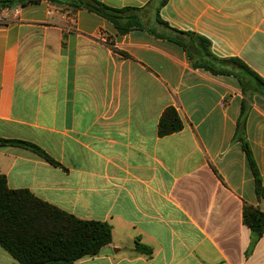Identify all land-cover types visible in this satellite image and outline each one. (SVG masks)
Returning <instances> with one entry per match:
<instances>
[{
  "label": "crops",
  "instance_id": "1",
  "mask_svg": "<svg viewBox=\"0 0 264 264\" xmlns=\"http://www.w3.org/2000/svg\"><path fill=\"white\" fill-rule=\"evenodd\" d=\"M140 7L156 21L211 42L264 78V0H100ZM159 8V11H158ZM0 9V138L38 144L56 162L0 146L10 188L83 219L106 221L112 240L72 264H264V233L251 246L244 205L264 198V95L245 96L233 74L195 67L179 43L149 29L122 34L105 17L41 0ZM183 128L160 135L167 107ZM150 251L136 249L137 243ZM0 264H20L0 245Z\"/></svg>",
  "mask_w": 264,
  "mask_h": 264
},
{
  "label": "trees",
  "instance_id": "2",
  "mask_svg": "<svg viewBox=\"0 0 264 264\" xmlns=\"http://www.w3.org/2000/svg\"><path fill=\"white\" fill-rule=\"evenodd\" d=\"M41 0H0V9L16 5H27ZM76 8L88 9L110 20L122 34L133 29H149L161 38H168L182 45L189 53L193 65L215 74H233L242 86L246 97L264 95V78L239 57L220 58L211 49L209 39L190 31H180L163 21L158 12L156 21L167 29V33L149 28L140 7H114L100 0H53ZM167 0H162L161 5ZM159 11V8H158ZM250 100L244 99L236 138L243 142L256 176L258 196L264 198V185L252 150L246 139V121ZM183 121L173 106L167 107L159 120L160 135L180 131ZM18 145L59 164L38 144L21 139L0 138V146ZM243 219L251 229V246L264 233V212L253 205L245 204ZM112 240V226L106 221L83 219L51 204L27 188L14 189L8 185L7 176L0 173V245L14 256L20 264H72L76 260L95 255ZM136 249H150L137 243Z\"/></svg>",
  "mask_w": 264,
  "mask_h": 264
},
{
  "label": "built area",
  "instance_id": "3",
  "mask_svg": "<svg viewBox=\"0 0 264 264\" xmlns=\"http://www.w3.org/2000/svg\"><path fill=\"white\" fill-rule=\"evenodd\" d=\"M10 9V7H6L4 10H9ZM3 19V17L2 16H0V20H2Z\"/></svg>",
  "mask_w": 264,
  "mask_h": 264
}]
</instances>
